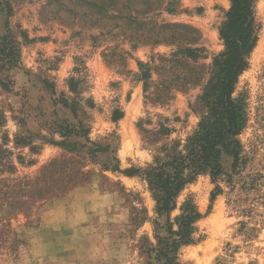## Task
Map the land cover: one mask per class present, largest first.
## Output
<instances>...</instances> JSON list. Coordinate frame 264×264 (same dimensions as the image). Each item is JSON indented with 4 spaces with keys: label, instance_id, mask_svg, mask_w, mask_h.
I'll list each match as a JSON object with an SVG mask.
<instances>
[{
    "label": "rangeland",
    "instance_id": "374dc122",
    "mask_svg": "<svg viewBox=\"0 0 264 264\" xmlns=\"http://www.w3.org/2000/svg\"><path fill=\"white\" fill-rule=\"evenodd\" d=\"M229 6L0 0V36L19 49L17 66L0 63V264H147L165 216L144 180L112 167L151 162L155 144L139 122H165L169 139L192 132ZM255 13L258 41L234 93L248 109L240 162L222 156L210 211L208 174L177 195L171 221L187 197L209 211L180 264H264V0Z\"/></svg>",
    "mask_w": 264,
    "mask_h": 264
},
{
    "label": "trees",
    "instance_id": "16d2710c",
    "mask_svg": "<svg viewBox=\"0 0 264 264\" xmlns=\"http://www.w3.org/2000/svg\"><path fill=\"white\" fill-rule=\"evenodd\" d=\"M228 1L230 6L219 27L223 49L213 58L210 77L191 107L199 114L192 132L184 139H169L172 129L165 122H160L155 130L145 129L141 126L143 122H139L146 141L155 144L151 162L145 167L131 166L123 170L112 167L127 176L137 175L144 180L155 201L156 213L165 216L164 225L156 223L161 233H157L156 245L149 249L147 264H180L179 248L194 243L197 221L210 211L216 196L222 193L218 184L223 174L222 156L232 158L234 169L240 162L242 145L238 136L246 127L248 109L245 97L234 93L240 75L249 66L260 24L255 13V0ZM182 52L196 57L198 49L187 48ZM0 63L19 64V49L10 35L0 36ZM119 117L121 114L114 120ZM59 144L68 145L65 142ZM201 174H208L214 183L209 211L201 213L193 199L187 197L180 206V213L171 221L170 213L176 207L177 195Z\"/></svg>",
    "mask_w": 264,
    "mask_h": 264
}]
</instances>
